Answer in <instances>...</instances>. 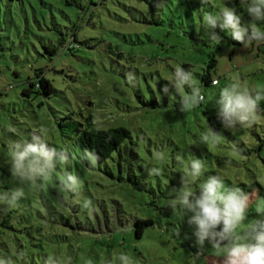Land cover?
Masks as SVG:
<instances>
[{
  "label": "rangeland",
  "instance_id": "rangeland-1",
  "mask_svg": "<svg viewBox=\"0 0 264 264\" xmlns=\"http://www.w3.org/2000/svg\"><path fill=\"white\" fill-rule=\"evenodd\" d=\"M62 1L26 0L25 12L0 9V183L25 188L24 197L13 209L28 216L25 224L30 221L38 226L45 220L39 215L51 216L53 212L57 217L56 232L73 236L66 244L76 247L67 250L66 245L64 254L70 255L74 264H88L89 260L92 264H120L116 259L120 252L130 254L135 264H194L199 249L193 235L194 226L188 224L191 213L179 215L168 206L173 198L170 191L181 186L185 171L175 161L177 153L185 160L193 156L202 158L205 176L220 174L227 185L252 187L254 203L248 221L260 218L255 200L264 199V148L257 150L258 136L264 140V114L251 126H237L222 132L224 139L216 146L200 142L211 116L205 111L218 108L215 99L221 88L240 81L250 88L264 89V55L258 53L257 45L237 47L230 35L219 29L216 32L221 42L213 44L209 30L202 25L203 13L216 11L223 4L235 8L248 22L246 9L240 6L239 0H208L206 5L200 0H101L102 4L94 0L104 5L95 16L98 28L91 31L82 28L80 39L97 37L108 28L124 31L122 25L124 20L131 19L130 15L135 19L155 20L160 25L140 27L137 31L142 33L143 43L122 46L126 51L122 59L111 56L102 46L96 50L82 47L74 52L61 49L51 62L49 57L41 56L42 43L54 46L49 40L52 39L58 46L51 28L47 27L53 22L51 11L62 26L70 25L59 13L62 7L71 20H77L72 7L64 6ZM79 1L84 5L89 2ZM136 9L140 11L137 16ZM132 25L133 30L139 26L137 22ZM133 37L138 39L136 35ZM124 40L117 36L115 41L121 44ZM210 53L217 56L215 74L221 77V83L217 87H201L205 97L202 104L181 112L180 97L174 92L164 94L162 88L171 83L177 65L183 67L184 63H190L193 72L200 73ZM47 65L46 77L56 93L50 98L24 96L26 83L23 82L32 75V68ZM195 79L198 86L196 76ZM260 106L264 109V101ZM89 113L104 128H128L133 144L115 153L107 164H94L93 168L81 161V155L70 150L74 156L69 157L68 164L57 166L52 177L38 182L36 187L22 184L16 177L4 173V170L10 173L8 148L12 142L29 139L34 132L42 131L44 139L52 144L60 143L57 123L67 124L72 118L82 120ZM107 118L109 121H104ZM242 143L244 146H240ZM250 149L255 152L251 153ZM157 150L167 151L168 158L163 163L153 159ZM243 150L245 154L241 153ZM152 167L161 168L162 174L150 176L148 169ZM65 168L82 181L79 194H68L67 203L62 201L59 189ZM3 191L7 190H0ZM86 199L92 201L90 209L82 206ZM51 205L54 210L49 209ZM89 219L95 223L92 228L95 232L74 235L80 232V227L87 226ZM137 219L154 221V226L145 228L141 239L135 234ZM68 220L75 229L58 225ZM200 251L195 264H222V257L215 254L207 241Z\"/></svg>",
  "mask_w": 264,
  "mask_h": 264
},
{
  "label": "clouds",
  "instance_id": "clouds-1",
  "mask_svg": "<svg viewBox=\"0 0 264 264\" xmlns=\"http://www.w3.org/2000/svg\"><path fill=\"white\" fill-rule=\"evenodd\" d=\"M240 6L246 9L250 18L243 20L235 8L223 4L212 12H204L202 16L203 28L209 30L213 44H219L221 37L216 30L227 33L231 39L242 44L245 48L253 43H264V0H239ZM206 5L208 0H200ZM194 74L190 69L177 65L171 83L163 88L164 94L174 92L180 97V111H191L198 107L205 99L201 87L194 83ZM186 87L188 91H186ZM264 101V89H254L243 82L234 81L219 90L215 103L218 106L217 119L223 128L230 130L251 126L264 114L261 102ZM224 139V134L208 125L201 134L200 142L210 146L218 145ZM11 160L10 174L22 184L32 187L38 182L50 179L57 166L68 164L69 155L62 149L50 146L44 139L42 131L32 134L29 139L14 141L8 148ZM168 158L166 150H157L153 159L163 163ZM81 161L89 164L99 161L94 150L84 149ZM177 164L184 168L181 175L180 187L171 189L170 206L179 215L191 213L188 224L194 226L193 235L198 246L194 257L199 259L201 251L207 241L217 256L222 257V264H264V199L257 198L255 206L260 218L248 221L250 208L253 206L252 194L236 185H227L220 174L205 176V162L202 158L193 156L185 160L177 153ZM150 176H159L162 169L152 167L148 169ZM203 178V179H201ZM198 187L194 188V185ZM82 181L80 177L65 170L60 176L59 189L62 201H69L68 194H79ZM25 195V188L17 186L0 192V204L5 205L0 211L17 207ZM85 209L92 207V201L86 199L82 205ZM116 259L120 264H135L130 254L120 252ZM24 260L22 251L17 253L14 260L11 257L0 256V264H19ZM47 264H57L53 257H49ZM68 264H71L69 258ZM88 264H92L89 260Z\"/></svg>",
  "mask_w": 264,
  "mask_h": 264
},
{
  "label": "trees",
  "instance_id": "trees-1",
  "mask_svg": "<svg viewBox=\"0 0 264 264\" xmlns=\"http://www.w3.org/2000/svg\"><path fill=\"white\" fill-rule=\"evenodd\" d=\"M25 1L26 0H0V9L3 7L8 10L15 8L25 12L28 9V6L24 5ZM64 2V6L72 7V12L74 13L73 15L76 16L77 20H71L70 16L63 11L62 7L59 9V13L63 14L65 19L70 22V25L62 26L58 23L53 10L51 11L53 22L50 26L47 25V27L51 28L50 30L56 37L58 46L55 45V41L49 39L54 46L42 43L44 52L41 53L42 57H49L51 62L53 61V58L58 55V52L61 49H63L64 52H74L75 49H80L82 47L96 50L102 46L103 49L106 48L107 52L111 56L122 59L126 53V51L121 48L122 46L128 44L132 46L134 44L136 45V43H143L141 41L142 33L137 31L140 27H143V25H160V23L155 20H140L135 19L132 15H130L128 17L131 19H122L125 21V25H122L125 29L124 31H116L115 29L108 28L109 30H105L101 33L96 31L99 33V36L97 37L90 36L80 39L79 35L82 28L87 27L90 31L98 28V25L96 26L95 24V16L101 8L103 9L104 5H98V3H95L94 0H89V2L85 5L79 0L62 1V3ZM103 2L104 1L101 2L100 0L101 4ZM48 6L49 5H46V7ZM52 6L57 7L55 5ZM136 10L137 12H135V16H137L138 12H140L138 9ZM108 11L110 13V10ZM43 17L45 18L44 15ZM37 22L40 24L38 19ZM133 22H137L139 24V26H135V30H133ZM129 24H131V26ZM134 35H136L138 39H134ZM117 36L124 38L125 40L120 44L115 41ZM129 38H131V43ZM94 40L98 41L95 45L91 43ZM231 41L232 44L237 47L243 46L232 39ZM254 45L257 44L253 43L252 46ZM257 50L259 54L264 55V43L257 45ZM259 54H257V56ZM217 66L218 59L214 53L209 54L208 61L205 62L200 73L195 74L192 70L193 66L190 63L183 64V68L186 70L190 69L194 74V78L195 76L197 77L199 87H217L220 85L221 77H218L215 74ZM48 69V65L32 68V75L28 76L27 80L23 82V84L26 83L23 88L24 96L28 98H32L33 96V99L46 97L50 98L56 93L54 85L46 77ZM14 74L20 76L18 72H15ZM216 80L217 84H214V81ZM90 105H92V102H90ZM217 112L218 108L210 109L208 112L205 111L207 114L211 113V116H208L209 126L217 131L225 132L227 130L223 128L222 124L217 119ZM107 120L109 121V118L104 121L107 122ZM99 123L100 122L92 113H89L87 116H82V120L72 118L67 124L57 123V130L60 131V143L52 144L51 141H48L47 139H45V141L56 149L66 150L69 157L74 156L70 150L75 151L77 156L81 155L84 149L94 150L99 156V161L93 162L92 164H89L86 161L89 166H92V168L94 167V164H107L108 160L113 159L115 153H121L124 149L129 148L133 144V137L130 130L124 126L104 128ZM258 138L260 139V144L257 147V150H262L264 148V140H262L259 136ZM240 146H244V144L242 143ZM249 151L251 153L255 152L254 149H250ZM250 152H247V154H251ZM241 153L245 154L244 150L241 151ZM4 173L10 175V173L6 170H4ZM255 185L261 189L263 188L258 183H255ZM241 186L245 191L252 193V187L246 185ZM12 188L14 187L10 185L4 186L0 183V190H9ZM4 207L5 205L0 204V209ZM51 208L54 210L52 205L49 209L51 210ZM51 214V216L39 215L45 220L44 223L38 226L30 221L25 224L24 222L27 221L28 216L18 214L16 209L11 208L6 212L0 211V256L11 257L15 260L17 258V253L22 251L24 253V260L20 261L19 264H47V260L50 256L56 260L57 264H68L69 258L71 259V257L70 255L65 257L64 247L67 245L66 243L72 241L73 236L71 237L69 234H58L59 232H56L55 230V225L57 223L55 218L57 217L54 216L53 212ZM36 218L38 217L36 216ZM60 218H63V216L61 215ZM45 221L47 224H45ZM58 225L75 229L73 223L69 220ZM86 225L87 226L85 227H80L81 230L80 232H77V234H75L74 231L71 233L78 236L82 235L84 232H95V230L92 229L95 226V223H92L91 219H89V223ZM107 225H109V223H107ZM134 225L136 227V238L141 239L144 235L145 228L154 226V221L151 219H137ZM54 244H57L58 246H55ZM66 247L67 250H74L76 246L70 243ZM77 259L78 258H76V261ZM71 264H74L73 260H71Z\"/></svg>",
  "mask_w": 264,
  "mask_h": 264
},
{
  "label": "built area",
  "instance_id": "built-area-1",
  "mask_svg": "<svg viewBox=\"0 0 264 264\" xmlns=\"http://www.w3.org/2000/svg\"><path fill=\"white\" fill-rule=\"evenodd\" d=\"M214 84H217V80H216V81H214Z\"/></svg>",
  "mask_w": 264,
  "mask_h": 264
}]
</instances>
